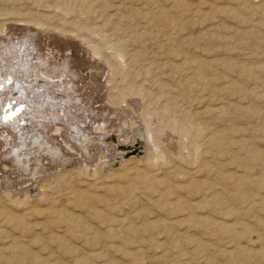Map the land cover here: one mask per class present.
<instances>
[{"label":"rangeland","instance_id":"374dc122","mask_svg":"<svg viewBox=\"0 0 264 264\" xmlns=\"http://www.w3.org/2000/svg\"><path fill=\"white\" fill-rule=\"evenodd\" d=\"M10 30L127 148L7 177L0 264H264V0H0Z\"/></svg>","mask_w":264,"mask_h":264},{"label":"bare ground","instance_id":"6f19581e","mask_svg":"<svg viewBox=\"0 0 264 264\" xmlns=\"http://www.w3.org/2000/svg\"><path fill=\"white\" fill-rule=\"evenodd\" d=\"M14 35L11 30L0 35V143H3L0 150V189L9 188L7 177L14 176L18 171L28 175L40 171L39 160L45 163L54 161L57 167L63 168L73 163L77 156V161L81 160L80 149L85 153L91 149L93 156L103 147L107 151V140L114 143L111 156L118 154L123 158L122 150L127 147L120 146L105 131V126L89 129L87 125L80 127L71 122L75 115L69 111L85 109L83 105L91 95L85 94L88 96L85 99L87 96H82L84 93L78 94L77 86L74 88V72L65 71L70 66L68 61L61 62L65 56L62 50L65 49L68 54L69 46H60L58 50L53 49L48 51L50 54L47 52L43 56L37 47L40 43L36 37L28 38L19 34L15 38L17 41H13ZM62 73L68 76L66 81L59 77ZM223 113L220 114L224 116ZM51 128L53 132L49 130ZM56 139L60 142L67 140V151ZM83 166L87 167V164Z\"/></svg>","mask_w":264,"mask_h":264},{"label":"water","instance_id":"95a60500","mask_svg":"<svg viewBox=\"0 0 264 264\" xmlns=\"http://www.w3.org/2000/svg\"><path fill=\"white\" fill-rule=\"evenodd\" d=\"M123 157H124V154H123Z\"/></svg>","mask_w":264,"mask_h":264}]
</instances>
